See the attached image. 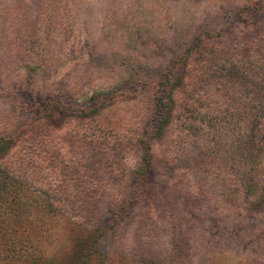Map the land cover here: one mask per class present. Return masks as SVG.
<instances>
[{"label":"rangeland","instance_id":"374dc122","mask_svg":"<svg viewBox=\"0 0 264 264\" xmlns=\"http://www.w3.org/2000/svg\"><path fill=\"white\" fill-rule=\"evenodd\" d=\"M255 61L264 66V0H0V134L41 108L55 112L44 150L51 177L33 186L54 185L71 160L84 166L71 150L92 131L130 149L109 178L78 182L101 192L46 216L37 260L16 264H264V69ZM168 75L187 85L153 136ZM96 102L100 113L83 118ZM146 138L153 166L138 180ZM33 203L28 220L41 217Z\"/></svg>","mask_w":264,"mask_h":264},{"label":"trees","instance_id":"16d2710c","mask_svg":"<svg viewBox=\"0 0 264 264\" xmlns=\"http://www.w3.org/2000/svg\"><path fill=\"white\" fill-rule=\"evenodd\" d=\"M245 58L248 61L249 58ZM255 63L258 69H264L262 63L256 61ZM232 67L235 68L234 70H238L240 63H235ZM188 80L194 83V80ZM128 83L132 84L131 81ZM186 85L187 80L184 77L171 75L165 77L160 93L155 96L157 117L154 124L151 122L153 136H159L165 131V127L176 109L174 89H181ZM100 106L101 104L96 102L89 112H82V117L91 118L93 115L99 114ZM54 113L52 108L47 110L41 108L37 110L30 125L12 128L10 132L0 134V264L37 260V256H39L37 254L38 243L43 238L41 233L46 231L44 229L47 222L45 217L52 214L64 216L66 207L71 203V200L77 201L81 198L87 202L88 196L101 192L100 189L84 190L78 187V182L81 183L84 179L95 182L105 176L108 177V174L110 177L116 163L130 151L128 141L124 144L106 143L107 139L104 134L92 131L90 140L78 143L77 148L71 150L72 159H77L80 156L85 163L84 166L78 163L71 164V160L56 174V184L49 183V186L44 189L34 187V176H40V179L45 177L47 180L51 177L46 170L45 159L48 158L51 150L47 143V133L50 127L49 120L52 119ZM258 119H260L259 122L264 123V108L258 113ZM262 123H258L259 126ZM141 147L142 164L136 172L138 180L145 178L153 166L150 141L147 138L143 139ZM44 150L47 151V156L44 154ZM73 182L76 184L72 185ZM55 193L59 195L61 202L57 203L54 200L53 194ZM34 201L41 202L37 212L41 217L28 220L26 216L30 215ZM62 202H67V204ZM80 205H82L81 209L84 215L92 212V210L89 212L88 204ZM72 224L79 227L82 225L76 221ZM85 231L91 234L88 228ZM35 242L37 243L35 244Z\"/></svg>","mask_w":264,"mask_h":264}]
</instances>
